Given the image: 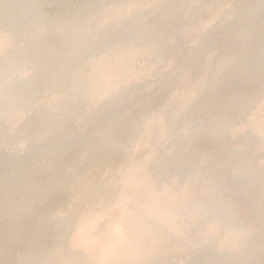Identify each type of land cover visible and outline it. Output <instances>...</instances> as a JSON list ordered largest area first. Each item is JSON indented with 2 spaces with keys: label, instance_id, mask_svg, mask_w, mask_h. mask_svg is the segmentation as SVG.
<instances>
[{
  "label": "rangeland",
  "instance_id": "obj_1",
  "mask_svg": "<svg viewBox=\"0 0 264 264\" xmlns=\"http://www.w3.org/2000/svg\"><path fill=\"white\" fill-rule=\"evenodd\" d=\"M230 1V7L225 8L226 4L222 12H216L217 0H115L103 15L90 14L91 25L87 20L70 23L68 30L72 33L87 29V45L81 40L78 42L80 35L77 34L75 44L79 48L73 54L86 53V60L90 62L83 68L85 78L77 75L79 66H73L69 82L76 91L53 97L58 118L70 115L77 119L85 101L79 85L83 81L84 87L88 82L91 85L92 64L107 50L121 51L130 60L147 53L152 71L148 74L145 69L147 73L142 71L144 74L137 75L138 78L135 75L129 81L128 78L121 80L126 83H119L122 91L112 106L115 108L111 115L94 114L85 121L86 125L79 121L68 127V132L60 128L50 137H41L33 131L30 122L23 129L6 131L13 138L0 140L3 144L0 147V239L5 240L0 245V264H114L116 260L122 261L121 264H264L263 137L250 124L252 127L247 125L245 130L237 132L233 125L222 131L209 129L208 122L214 119L218 121L216 124L221 120L227 125L233 124L231 112L239 102L240 90L250 83L258 85L264 75V47L254 49L252 56L243 54L238 62L226 56L216 62L220 52L212 53L205 66L196 68L200 52L209 49V40L218 34V23L238 18L236 0ZM91 2L87 0L85 7ZM144 27H152V33L143 32ZM184 90L187 95L183 98ZM191 105L194 106L189 108ZM153 107L157 112H153ZM186 110L191 111L179 126H165V120L169 123ZM158 112L163 116L152 115ZM194 117L201 119L198 125L191 121ZM200 131L208 132L197 135ZM115 135H124V138L108 146L102 141ZM178 139L183 142H177ZM50 141H53L52 148L48 145ZM147 143L152 146L144 148ZM130 148L136 154H146L141 166L121 164L124 160H119L120 155L127 156ZM115 149L119 153L116 158ZM34 152L38 155L34 156ZM49 152L54 156L61 154L68 161L64 164L54 161L48 166L43 158ZM126 159L130 161L129 156ZM49 167H64L66 176L52 178ZM99 185L109 191L104 193ZM153 189L164 195L163 200L172 204L180 219H185L173 228L172 223L147 218L153 229L162 225L163 233L158 236L174 237L166 238L161 247H152L138 255L126 250L122 259H118L117 253L128 248L133 235L123 242L108 238L107 229L89 235L85 242L77 239L75 243L74 237L65 243L60 235L51 237L48 251L39 250L43 236L40 226L46 223L43 213L48 208L60 206L68 212L92 205L94 214L85 225L94 232L99 223L111 219L108 209L116 200L122 205L135 202L146 207L154 204L149 201ZM113 190L131 192L134 201L121 202L116 197L110 200L107 194ZM208 194L212 205L200 206L198 214L195 205L202 204ZM100 199L110 204L104 207L99 204ZM205 211L230 215L231 220L222 217L223 221L213 219L199 224L197 219ZM21 217L32 221L27 230L16 229V220ZM38 220L42 222L39 226ZM4 232L14 235L9 238ZM30 234L34 236L27 244ZM90 244L101 249L90 251ZM10 245H20V249L10 255L6 251ZM210 246L214 247L213 251ZM26 247L28 250L24 252Z\"/></svg>",
  "mask_w": 264,
  "mask_h": 264
},
{
  "label": "bare ground",
  "instance_id": "obj_2",
  "mask_svg": "<svg viewBox=\"0 0 264 264\" xmlns=\"http://www.w3.org/2000/svg\"><path fill=\"white\" fill-rule=\"evenodd\" d=\"M107 1L111 3L108 6L105 4ZM112 1L115 0H92L89 6L85 7L87 0H0V140L2 142L5 139L10 140L13 138L6 133L7 130L23 129L28 122L32 123L33 131H36L41 137L43 135L50 137L55 130L60 128L68 132V127L79 124V121H82L81 123L84 122V125H86L85 121H89L90 117L94 114L100 113V116H104V114L111 115V111L115 108L112 106L115 105L118 93L122 91L118 87L120 86L119 83L122 85L123 82L126 83L127 80L132 79V76L143 75L147 71L149 74L152 71V64L149 63L151 59L150 61L147 59V53L143 52L144 54L142 53L135 59L130 60V57L124 58L121 51H115L116 49L114 51L107 50L97 60L95 59L92 64V67L94 66V80L91 85L88 82L87 87L86 85L84 87L85 81H83L82 85H79V91L83 89L82 94L85 101L81 99L84 102L82 103V112L80 110V113L77 114L78 120H75L70 115L58 118V114L55 113L57 111H54L55 102L52 101L53 97L68 96L72 94V91H76L71 81L69 82L70 74L74 70L73 66L78 65L80 71L77 72V75L85 78L83 68H87L90 62V59L86 60V53H79L77 56L73 54L79 48L75 44L77 41L75 37H78L77 34L80 35L78 42L81 40L83 45L88 42L87 29L73 31V33L70 30V34L68 30L70 23L73 20H77V22H85L87 20L88 22L92 15L91 13L103 15L104 10L112 5ZM228 1L230 0H217L215 11L222 12V8L228 4ZM236 11L239 13L236 20H224L218 23V34L209 40V44H211L209 49L200 52V59L196 63V68L198 66H205L209 60L208 57L214 55L216 52H220L215 59L216 62L221 61L225 56L234 62H238V59H243L241 58L243 54L252 56L254 54L251 52L254 49L264 47V0H236ZM92 21H89L87 24L91 25ZM152 31V27H144L143 29V32H146V34L152 33ZM192 46H190L191 49H193ZM191 49L189 50L191 51ZM188 52L186 56H188ZM148 64H150L149 68L151 70H148ZM48 68L50 71L49 78ZM53 68L57 70L56 76ZM125 78L128 79L126 80ZM124 79L126 81L121 82ZM133 79L136 78L133 77ZM123 90L129 91L126 88ZM240 92L239 102L231 112L233 117L231 123L233 122V124L227 125L221 122L222 120L216 124L218 121H214L213 119L208 121L210 123L209 129L214 127L217 131H222L233 125L235 130L239 132L241 129L245 130L244 127L250 124L260 132L264 140V75L259 79L258 85L250 83L244 86ZM186 93L187 91L184 90L183 98L187 95ZM193 106L191 105L189 108ZM158 107L163 108L160 105ZM152 110L153 112H157L155 108ZM190 111L186 110V113L181 112L183 113L182 115H178V113V117H174L168 121L169 123L164 119L167 124L165 126H168V124L169 126H179ZM229 111H231V107ZM193 112L192 110L191 117ZM152 115L163 116L159 112ZM198 120L201 119L194 117L191 121L198 125ZM250 125L248 127H252ZM235 130L234 132H236ZM207 132L200 131L197 132L199 134H195L204 136ZM60 138V136L57 137L58 140ZM122 138H124V135H115L111 139L105 138L102 141L108 146L112 142H116ZM157 138L159 139L158 136ZM177 142L182 143L183 141L178 139ZM48 145L52 148L53 141L48 142ZM150 145L147 143L144 148ZM1 146H3L2 143H0ZM156 149L158 148L156 147ZM136 153L130 148L127 156L120 155L119 160H124L121 164L123 166H141L146 154L142 153L140 155ZM33 155L37 156L38 153L34 152ZM114 156L115 158L119 156L116 149L114 150ZM128 156L130 161L126 159ZM43 159L48 166L54 161H61L63 164L68 161V159L62 158L61 154L54 156L50 152ZM49 172L50 176H53L52 178H63L66 176L64 167L56 169L49 167ZM203 186H206V184ZM98 188L104 193L109 191L108 188L100 185ZM164 189L166 190L167 188ZM107 195L110 197V200H113L114 197L118 198L121 202L132 200V193L124 190H113ZM163 197L164 195L156 193L155 189H153L149 201H153L154 204L150 203L146 207L140 206L135 202L122 205L116 200L108 209L111 219L108 222L102 221V223H99V228L94 230V232H92V228L90 229V227L88 228L85 225V221L90 219L92 214H94L92 212V205L79 207L68 212L64 207H50L43 213L46 217V223L41 225V220L37 221V225H41L40 229L43 234L42 247L39 250L41 252L48 251L51 247V237L57 238L60 235V239L65 243L68 242L69 238L73 239L74 237L76 238L74 240L75 243L77 239L80 242H85L89 235L103 233L107 229L108 238L113 237L123 242L132 238L133 235V241L128 248L124 247L117 253L116 257L118 259H122L126 250H128L129 254L138 255L144 254V252L152 247H161L165 243L164 240L166 238L174 239V237L168 234L167 236L165 234L158 236V233H163L161 230L163 228L162 225L157 226L154 224L157 228L153 225V229L150 227V221L147 218L154 217L155 220L172 223L173 228L185 220L183 218L180 219L179 212L172 208V204L165 203ZM98 202L104 207L110 204V201L102 199ZM200 204L195 205L197 212L198 208L202 205L210 207L212 205L211 194H208L202 200V204ZM202 214L197 219L199 224L207 223L213 219L223 221L222 217H226L228 221L231 220L230 215L207 211L202 212ZM31 225L32 221H28L22 217L16 220V229L20 231L27 230ZM93 226L97 225L94 224ZM3 234L9 236V238H12L14 235L13 232L11 234L4 232ZM33 236V234H30L27 238V244L32 241ZM150 242H155V244L149 245L148 243ZM4 243L5 240L0 239V245ZM72 247L74 246L72 245ZM18 249H20V245H10L6 248V251L10 255H13ZM88 249L93 251L101 249V247L90 244ZM213 249L214 247L210 246V250L213 251ZM27 250L28 248L26 247L24 252H27ZM85 253L83 252L84 255ZM150 255L152 257V253ZM210 255L214 257L213 252ZM1 258L2 252L0 251ZM121 262L116 260L114 264H121ZM228 263L234 264L223 262V264Z\"/></svg>",
  "mask_w": 264,
  "mask_h": 264
}]
</instances>
